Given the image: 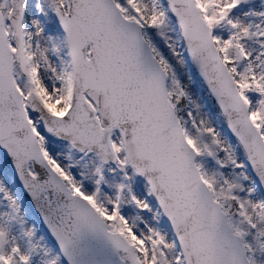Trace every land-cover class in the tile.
Masks as SVG:
<instances>
[{
    "label": "snow or ice",
    "instance_id": "1",
    "mask_svg": "<svg viewBox=\"0 0 264 264\" xmlns=\"http://www.w3.org/2000/svg\"><path fill=\"white\" fill-rule=\"evenodd\" d=\"M0 264H264V0H0Z\"/></svg>",
    "mask_w": 264,
    "mask_h": 264
}]
</instances>
